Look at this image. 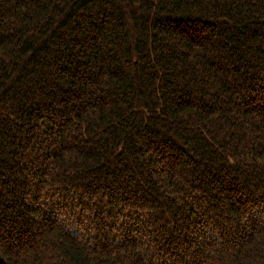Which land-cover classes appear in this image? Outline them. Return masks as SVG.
I'll list each match as a JSON object with an SVG mask.
<instances>
[{
    "label": "trees",
    "instance_id": "16d2710c",
    "mask_svg": "<svg viewBox=\"0 0 264 264\" xmlns=\"http://www.w3.org/2000/svg\"><path fill=\"white\" fill-rule=\"evenodd\" d=\"M0 264H264V0H0Z\"/></svg>",
    "mask_w": 264,
    "mask_h": 264
},
{
    "label": "rangeland",
    "instance_id": "374dc122",
    "mask_svg": "<svg viewBox=\"0 0 264 264\" xmlns=\"http://www.w3.org/2000/svg\"><path fill=\"white\" fill-rule=\"evenodd\" d=\"M49 205H50V203H48L47 205L44 204L43 206L46 208V207H48ZM46 210L49 212L48 209H46Z\"/></svg>",
    "mask_w": 264,
    "mask_h": 264
}]
</instances>
